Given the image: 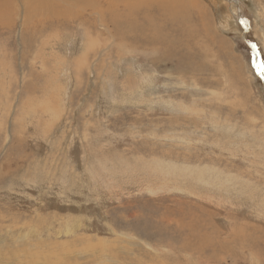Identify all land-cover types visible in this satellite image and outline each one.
<instances>
[{
	"label": "rangeland",
	"instance_id": "rangeland-1",
	"mask_svg": "<svg viewBox=\"0 0 264 264\" xmlns=\"http://www.w3.org/2000/svg\"><path fill=\"white\" fill-rule=\"evenodd\" d=\"M236 1L151 13L161 43L0 28V264H264V0Z\"/></svg>",
	"mask_w": 264,
	"mask_h": 264
},
{
	"label": "bare ground",
	"instance_id": "bare-ground-1",
	"mask_svg": "<svg viewBox=\"0 0 264 264\" xmlns=\"http://www.w3.org/2000/svg\"><path fill=\"white\" fill-rule=\"evenodd\" d=\"M124 1H127V4H125L123 10L120 11L119 5L115 3V0H106L107 4L102 6H100V2L98 0H0V28L4 27L9 28V30H12V27L17 22H19L21 24V27L24 29V33L26 34V37L29 39V41H34V38L37 35H42L44 37L50 35L48 32V29H50L49 27L55 26V30H58L60 26H63L64 22L62 20L70 15L69 11L72 8H79L81 10L90 9L95 12L93 16L97 18V22L99 23L100 28L105 32L110 31L109 25H111L113 28L115 26H119V28L117 29H119L122 33H130L131 35H134V41H140L142 39V35L147 32L153 40L161 43L163 41V37L158 27L155 26L153 21V17H155L156 15L151 13L165 12L168 22H170L172 26H176L180 24L179 14H182V11H186L187 9L190 12L193 10V8H196V6L192 4L193 0H148V4L144 0ZM140 10L143 11L141 12ZM150 10L152 12H150ZM138 16H142V18L144 19L140 22L137 19ZM46 18L51 19L52 23L50 25L47 21H45ZM36 19L41 20L37 21ZM81 26L84 27L85 35L88 37L86 39L92 38V35L90 34L91 32L89 33L88 30H86L85 28V21L81 23ZM98 35L101 34L98 33ZM111 36L114 37L116 41L118 40L117 35L114 36L113 34H111ZM0 41H2L1 33ZM46 43L47 42H44V45ZM122 44L125 43H122V41H120L119 45ZM82 60L80 61V64ZM192 236L193 234L190 235V237ZM128 238H133V236H128ZM227 240L229 241V239ZM250 241L251 240H249L248 242ZM237 242L238 241H236V243ZM125 247L127 249L128 246L126 245ZM226 247L228 248L229 246ZM243 247L245 248V246ZM11 257H13L14 259L13 262H19V264H23L19 261V259H21L20 255L11 252ZM31 259L33 260L34 264H39L42 262L48 264L47 259L45 258H41V260L38 261L35 257L32 256ZM43 259H45V261ZM27 264L32 263L28 262Z\"/></svg>",
	"mask_w": 264,
	"mask_h": 264
},
{
	"label": "water",
	"instance_id": "water-1",
	"mask_svg": "<svg viewBox=\"0 0 264 264\" xmlns=\"http://www.w3.org/2000/svg\"><path fill=\"white\" fill-rule=\"evenodd\" d=\"M234 2H237L236 0H234ZM256 64H257V61H256ZM258 65V64H257ZM260 72H261V69L259 68ZM262 73V72H261Z\"/></svg>",
	"mask_w": 264,
	"mask_h": 264
}]
</instances>
